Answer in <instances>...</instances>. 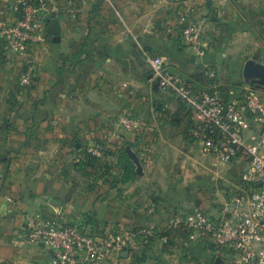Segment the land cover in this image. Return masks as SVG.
<instances>
[{
  "label": "crops",
  "instance_id": "0c3cea01",
  "mask_svg": "<svg viewBox=\"0 0 264 264\" xmlns=\"http://www.w3.org/2000/svg\"><path fill=\"white\" fill-rule=\"evenodd\" d=\"M53 1L62 8L71 3L76 12L57 17L58 43L47 33L46 46L31 50L38 62L33 89L18 87L25 57L0 55V264L45 260L42 248L24 238L36 221L84 226L94 235L150 227L165 237L150 247L135 243L112 264H227L224 251L167 222L195 209L216 217L235 184L232 168L241 172L243 165H221L202 154L187 134L186 109L159 90L142 50L164 56L197 89L207 85L205 65L224 88L242 85L246 61L264 66V0ZM192 14L204 19L212 41L202 59L180 39ZM252 87L264 93V84ZM123 113L142 118L138 132L115 128ZM90 146L104 153L106 169L97 175L78 164ZM122 151L134 167L128 181ZM221 177L223 196L214 183L206 185Z\"/></svg>",
  "mask_w": 264,
  "mask_h": 264
},
{
  "label": "built area",
  "instance_id": "2783aa9c",
  "mask_svg": "<svg viewBox=\"0 0 264 264\" xmlns=\"http://www.w3.org/2000/svg\"><path fill=\"white\" fill-rule=\"evenodd\" d=\"M67 8L53 0H5L0 55L25 57L19 89L36 85L38 62L31 50L47 44L45 18L50 14L57 18L66 10L70 16L76 12L71 3ZM205 24L201 16L192 14L180 33L182 45L199 59L212 50ZM142 56L159 90L186 108L188 135L200 144L202 154L221 165H243L216 217L201 209L176 212L168 219V228L221 249L227 264H264V93L245 84L224 88L209 65L204 66L207 85L197 89L172 70L164 56L144 50ZM142 125L141 117L127 113L115 121L117 130L132 133ZM87 153L96 158L103 155L96 146L88 147ZM24 238L46 255L34 264H112L137 242L150 247L155 238L165 240L150 227H112L94 235L84 226L52 221L34 222Z\"/></svg>",
  "mask_w": 264,
  "mask_h": 264
},
{
  "label": "water",
  "instance_id": "95a60500",
  "mask_svg": "<svg viewBox=\"0 0 264 264\" xmlns=\"http://www.w3.org/2000/svg\"><path fill=\"white\" fill-rule=\"evenodd\" d=\"M46 31L50 36L53 43H58L60 41V25L58 19L50 14L45 18ZM264 76V66L256 63L255 60L246 61L243 71L242 78L243 82L247 86H253L256 84H264L263 82L258 81V78ZM126 153L131 159V161L136 166V173L142 175V167L138 161V158L134 153H132L129 147L126 148ZM220 260L216 261V264H220Z\"/></svg>",
  "mask_w": 264,
  "mask_h": 264
},
{
  "label": "trees",
  "instance_id": "16d2710c",
  "mask_svg": "<svg viewBox=\"0 0 264 264\" xmlns=\"http://www.w3.org/2000/svg\"><path fill=\"white\" fill-rule=\"evenodd\" d=\"M190 61L193 62L194 59L190 58ZM231 87H235V86H231ZM34 87L30 88L33 89ZM182 107H184L183 105H181ZM184 109H186L184 107ZM189 115V114H188ZM190 128V118H189V126L188 129ZM188 129H187V134H188ZM104 153L102 155L101 158H96L93 157L92 155L87 153V149L82 151L79 157V162L78 164L81 167H84L88 170H90V172L93 175H97L98 171H101L102 169H106V164L104 161ZM120 161L123 162V166H124V177H123V181H128L131 180L134 177V167L133 165L128 161V158L126 156V154L124 153V151H122L120 153ZM154 229V228H153ZM155 231H157L156 229H154ZM161 236L162 233H160L159 231H157ZM158 239V238H155ZM154 240V239H153Z\"/></svg>",
  "mask_w": 264,
  "mask_h": 264
},
{
  "label": "rangeland",
  "instance_id": "374dc122",
  "mask_svg": "<svg viewBox=\"0 0 264 264\" xmlns=\"http://www.w3.org/2000/svg\"><path fill=\"white\" fill-rule=\"evenodd\" d=\"M216 71V70H215ZM179 74V76L181 77V78H184V77H186L187 76V74H183V72H179L178 73ZM232 170H233V172H232V180L234 181V182H236L237 180H238V178H239V168H237V167H234V168H232ZM218 180V181H217ZM213 184L214 183V191H219V193H221L220 195H222L223 196V192H224V190H225V188H226V186L225 185H227V182H226V180L224 179V177H221V178H218V179H214V181L212 182V181H206V185L208 186V185H210V184ZM205 188H207V187H205ZM207 191H206V189H205V193H206ZM211 192V191H210ZM216 193V192H215ZM221 196V197H222ZM215 202L216 203H219V201H217V200H215Z\"/></svg>",
  "mask_w": 264,
  "mask_h": 264
},
{
  "label": "flooded vegetation",
  "instance_id": "af4514ba",
  "mask_svg": "<svg viewBox=\"0 0 264 264\" xmlns=\"http://www.w3.org/2000/svg\"><path fill=\"white\" fill-rule=\"evenodd\" d=\"M258 81H260V82H264V76L258 78Z\"/></svg>",
  "mask_w": 264,
  "mask_h": 264
}]
</instances>
